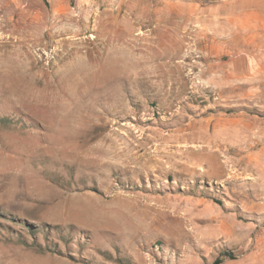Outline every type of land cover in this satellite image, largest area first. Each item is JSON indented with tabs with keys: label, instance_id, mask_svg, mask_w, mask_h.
<instances>
[{
	"label": "rangeland",
	"instance_id": "1",
	"mask_svg": "<svg viewBox=\"0 0 264 264\" xmlns=\"http://www.w3.org/2000/svg\"><path fill=\"white\" fill-rule=\"evenodd\" d=\"M226 251L264 264V0H0V264Z\"/></svg>",
	"mask_w": 264,
	"mask_h": 264
},
{
	"label": "trees",
	"instance_id": "2",
	"mask_svg": "<svg viewBox=\"0 0 264 264\" xmlns=\"http://www.w3.org/2000/svg\"><path fill=\"white\" fill-rule=\"evenodd\" d=\"M4 122L8 123V120H4ZM235 255L232 252L226 251L223 252L219 259L216 260L215 264H222L224 260H234Z\"/></svg>",
	"mask_w": 264,
	"mask_h": 264
},
{
	"label": "bare ground",
	"instance_id": "3",
	"mask_svg": "<svg viewBox=\"0 0 264 264\" xmlns=\"http://www.w3.org/2000/svg\"><path fill=\"white\" fill-rule=\"evenodd\" d=\"M220 138V137H219ZM222 138V137H221Z\"/></svg>",
	"mask_w": 264,
	"mask_h": 264
}]
</instances>
